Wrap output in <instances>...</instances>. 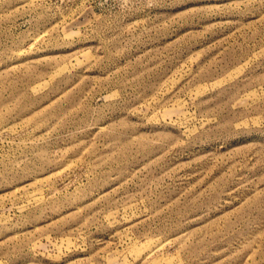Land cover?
Segmentation results:
<instances>
[{"label":"rangeland","instance_id":"1","mask_svg":"<svg viewBox=\"0 0 264 264\" xmlns=\"http://www.w3.org/2000/svg\"><path fill=\"white\" fill-rule=\"evenodd\" d=\"M0 264H264V0H0Z\"/></svg>","mask_w":264,"mask_h":264}]
</instances>
